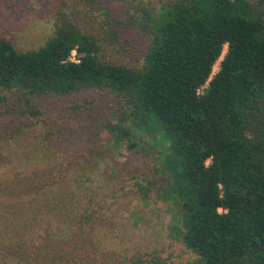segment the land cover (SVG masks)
Segmentation results:
<instances>
[{
  "label": "trees",
  "instance_id": "obj_1",
  "mask_svg": "<svg viewBox=\"0 0 264 264\" xmlns=\"http://www.w3.org/2000/svg\"><path fill=\"white\" fill-rule=\"evenodd\" d=\"M120 1L126 22L104 16L90 30L72 13L75 4L56 0L47 9L54 34L37 49L20 50L0 36V91L7 92L0 100L20 102L21 115L32 120L26 127L33 128L34 152L53 155L49 142L59 130L38 123L47 111L36 98L112 90L119 97L107 124L114 150L126 143L156 151L162 175L137 184L145 195L157 185L158 197L176 207V236L197 255L190 264H264V0ZM125 23L148 39L141 66L105 58ZM56 166L34 169L27 191L33 203L42 211L77 206L68 230L105 220L106 197L54 174ZM90 258L51 264H92Z\"/></svg>",
  "mask_w": 264,
  "mask_h": 264
},
{
  "label": "rangeland",
  "instance_id": "obj_2",
  "mask_svg": "<svg viewBox=\"0 0 264 264\" xmlns=\"http://www.w3.org/2000/svg\"><path fill=\"white\" fill-rule=\"evenodd\" d=\"M65 1L76 5L72 13L90 30L98 29L104 16L127 21L120 0H101L100 7L88 1ZM146 1L158 6L171 0ZM55 2L0 0V36L23 51L41 47L54 34L47 9ZM148 48V39L125 23L118 41L106 47L104 55L112 63L138 67ZM6 93L0 91V95ZM35 102L47 111L38 123L59 130V137L49 142L53 155L34 152L28 139L33 128L26 127L32 120L21 115L20 102L11 95L0 100V264H37V260L51 264L58 257L68 260L84 255H90L92 264L93 260L98 264H190L197 255L176 236V207L158 197L157 185L145 195L137 184L162 175L156 151L132 149L126 143L119 152L114 150L107 124L115 117L119 97L110 89L93 88ZM44 163L57 164L54 174L74 176L85 192L105 196L100 210L105 220L92 221L85 231L72 223L68 230V220L80 214L77 206L40 210L27 191L34 169ZM97 206L98 200L92 208ZM67 239L72 242L64 243Z\"/></svg>",
  "mask_w": 264,
  "mask_h": 264
},
{
  "label": "built area",
  "instance_id": "obj_3",
  "mask_svg": "<svg viewBox=\"0 0 264 264\" xmlns=\"http://www.w3.org/2000/svg\"><path fill=\"white\" fill-rule=\"evenodd\" d=\"M75 55H76V51H74L73 54H72V59H73V60H76Z\"/></svg>",
  "mask_w": 264,
  "mask_h": 264
}]
</instances>
